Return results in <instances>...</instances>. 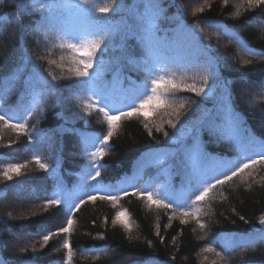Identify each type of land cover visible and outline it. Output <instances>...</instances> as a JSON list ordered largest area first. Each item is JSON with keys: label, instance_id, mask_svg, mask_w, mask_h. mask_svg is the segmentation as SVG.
Segmentation results:
<instances>
[{"label": "trees", "instance_id": "trees-1", "mask_svg": "<svg viewBox=\"0 0 264 264\" xmlns=\"http://www.w3.org/2000/svg\"><path fill=\"white\" fill-rule=\"evenodd\" d=\"M45 2L67 5L56 13L61 25L80 15L76 0ZM101 3L112 7L111 0ZM35 5L36 0L0 3V106L7 115L26 122V133H19L0 121V261L63 264L67 239L73 249L71 264H264V226L259 223L264 218V161L217 185L194 206L196 215L187 217L183 211L188 210V202L180 209L149 207L143 192L125 191L113 195L118 197L113 203L86 190L70 201H85L73 211L71 233L55 235L47 244L43 241L44 234L57 231L67 219L63 204L45 209L47 199L57 191L64 199V192L88 182L96 164L101 165V174L95 184L114 185L151 151L173 152L174 165L169 169L174 171L178 160L189 162L185 151L197 142L205 156L222 157L239 156L242 145L264 143V88L260 83L264 58L249 55L242 47L246 42L264 51V4L159 0L161 13L151 34H146L141 23L150 13L148 0H116L109 21L117 31L97 53L103 61L101 83L109 85L104 89L108 100L101 103H117L122 110H131L133 102L138 106L145 85L150 87L146 67L151 78L164 76L178 84L204 87L205 94L176 90L146 115L122 117L110 147L104 146L102 159L91 153L101 147L97 141L106 135L107 122L95 105L86 109V101L77 98V77L69 69L82 67L79 58L74 60L67 41L60 39V27L43 24L47 11H31ZM18 16L22 17V33ZM149 48L151 55L146 51ZM204 48L212 50L214 64L202 54ZM37 90L42 91L39 105L25 116L27 96ZM262 155L253 159L260 160ZM37 157L48 165V171L39 167ZM17 164L23 165L20 175L10 173L12 179H5V169ZM226 174L231 171L200 180L197 186L192 183L191 196ZM172 177L176 183L181 174L174 171ZM93 194L95 201L88 199ZM124 211L127 215L114 222L116 214ZM197 218L205 225L203 229ZM221 236L255 241L227 249L220 244Z\"/></svg>", "mask_w": 264, "mask_h": 264}, {"label": "snow or ice", "instance_id": "snow-or-ice-1", "mask_svg": "<svg viewBox=\"0 0 264 264\" xmlns=\"http://www.w3.org/2000/svg\"><path fill=\"white\" fill-rule=\"evenodd\" d=\"M3 0H0L2 3ZM227 3V0H225ZM248 5L251 7L252 5H261L264 4V0H247ZM112 7L102 5L101 0H76V7L79 9V17L72 20L70 23H65L63 25L60 24L59 18L56 13L58 9L66 8L67 5L64 4H56L55 2H45V0H36V5L31 9L33 13H40L47 11L49 15L44 17L43 24L49 26L50 28L60 27V39L67 41V48L73 53L74 60L78 57L79 65L82 67H76L75 69H69L70 71H74L75 76L77 77L76 82V95L78 99L85 100L84 107L87 109L95 105L97 110L103 114L107 125L108 131L106 135L103 136L102 140H98L97 142L101 145L95 152L91 153L93 157L103 158L105 154L104 146L110 147V139L114 134V130L117 126V122L122 117H132L136 114H145L147 110L152 107H158L167 102L168 96L175 93L176 90L182 91H191L196 95L205 94L204 87H197L195 85H185L178 84L174 80H166L164 76H157L156 78H151V70L147 67L146 71H149L150 77V87L148 84L145 85V93L143 98L139 100V105L137 106L135 102L131 105V110H122V109H106L105 106L101 103V101L108 100V95L104 91L105 88H108L109 85L101 83V66L103 61L97 57L98 52H102V45L107 47L105 41L108 40L111 36L115 34L117 29L113 26L109 21V14L116 10V0H111ZM148 8L150 10L149 15L143 18L141 23L142 31L146 34H151L152 29L155 27V22L161 13V9L159 7V0H148ZM21 13H24L25 10L23 7L20 9ZM198 11H203V9H198ZM239 13L237 12V15ZM2 19V18H0ZM22 17H17L18 22V30L22 33L24 31L23 25L21 23ZM143 39V37H142ZM239 43V41H237ZM64 47V44L60 45ZM243 50L252 56H261L264 58V51L257 50L249 46L246 42L242 45ZM149 55H151V50L146 49ZM210 48L201 49L202 54L208 55L209 63L214 64L216 62V58L210 55ZM251 63V61H245V64ZM155 67V65H153ZM96 69L94 72H90V69ZM55 79V77H53ZM205 83L208 80V76L205 75L203 77ZM262 88H264V80L261 82ZM161 89L164 91L161 92ZM150 93V94H149ZM33 102H35V95L33 97ZM183 107V105H181ZM31 110H25V116L30 115ZM0 121H4V123L18 131L19 133H26V122L21 119H17L14 116L6 115L4 113H0ZM9 121H12L9 123ZM171 124V122H169ZM172 127H176L175 124H171ZM167 136V133H165ZM31 142V141H30ZM262 148H264V144H262ZM36 163L40 168L48 171V165L45 163H41L39 158H35ZM264 161V155L261 156L260 160L251 159L250 162L243 163L240 167L235 168L231 171V174H226L222 178L217 177L214 182H207L206 186L199 192L195 197V202H202L206 198H208L209 193L217 187V185H224L227 181H230L234 176H237L239 173L243 172L244 169L249 168L250 165L257 164ZM23 165H12L9 168L5 169L3 175L5 179L11 180L12 176L10 173H15L16 175H20V169ZM100 168L101 165L96 164V170L94 173L90 174L92 180H96L100 177ZM127 195V193H124ZM142 196H146L147 201L149 203V207L153 204L156 207L163 208H173L180 209L182 206L178 203H174L169 195L168 186H162L155 194L150 190H145V192L141 193ZM155 195V199H154ZM100 199L103 200H111L113 203L118 199L117 196L103 194L99 196ZM89 200L95 201L97 199L96 195H90L88 197ZM167 201V202H165ZM84 200H80L77 203H71L67 197L61 199L60 192L57 191L53 194L51 198H48L46 203L43 205L45 209L49 205H56L58 208L60 205H64L67 209V219L66 223L57 229V231L52 232L48 231L43 235V241L45 244L55 235L70 234L73 220L71 218L73 211H78L80 206L84 204ZM199 211V210H197ZM127 212H118L116 214L115 221H120L122 216H126ZM183 215L185 217L189 215H196L189 210H184ZM243 220L244 218L241 217ZM181 223H187V220H182ZM197 223L201 229L205 227L203 223H200L197 218ZM260 225L264 226V218L259 220ZM128 228V225H124ZM130 230V229H129ZM264 232V228L261 229ZM157 235L159 232L157 231ZM103 239V237H101ZM63 248L67 250V255L63 264H71L73 249L69 242V240L65 239L63 242ZM0 264H3L0 261Z\"/></svg>", "mask_w": 264, "mask_h": 264}, {"label": "rangeland", "instance_id": "rangeland-1", "mask_svg": "<svg viewBox=\"0 0 264 264\" xmlns=\"http://www.w3.org/2000/svg\"><path fill=\"white\" fill-rule=\"evenodd\" d=\"M34 95L35 102H33ZM38 96L39 92H36L29 95L28 97L31 112H33L38 105ZM108 109H120V105L109 104ZM262 144L264 143L261 142L254 147L242 145L241 154L239 156L222 157L217 155L205 156L200 143L197 142L192 147L188 148L187 151H185V158L189 157L191 161L189 160V162H186L185 164L178 160L179 164L176 165L178 167L174 171L181 174V179H177L176 183H173L172 181V173L174 171L169 169L170 166L174 165V153L171 151L162 150L151 151L145 158H143V156L138 159L137 165L142 164V167L135 168L129 176L120 179L116 184L103 187L99 186L98 189L100 193L108 195H118L122 192L130 190L142 192H145V190H150L155 194L162 186L167 185L171 200L174 203L184 205L195 189V187H193L194 184L198 182V179L201 176L207 177L232 171V169L237 168V166L240 165L241 161L244 159L243 155L245 156V154H247V158H251L254 155L264 154V148H262ZM146 169H150L147 171V174L152 173V170L159 172L157 175L155 173L146 175V172H144ZM83 190L84 189L81 187L75 189L74 195L80 194ZM194 200L195 199H193V201ZM21 214L24 216L25 211H22ZM20 236L21 233L19 234V237ZM223 240H227L228 245L231 247H238L254 242L252 238L248 237H236L235 239H227L223 237ZM141 264L156 263L148 261Z\"/></svg>", "mask_w": 264, "mask_h": 264}]
</instances>
